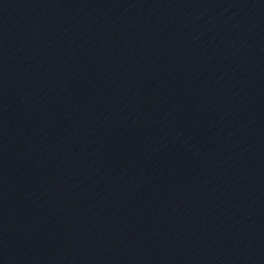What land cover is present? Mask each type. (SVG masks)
<instances>
[{"label":"water","instance_id":"obj_1","mask_svg":"<svg viewBox=\"0 0 264 264\" xmlns=\"http://www.w3.org/2000/svg\"><path fill=\"white\" fill-rule=\"evenodd\" d=\"M0 264H264V0H0Z\"/></svg>","mask_w":264,"mask_h":264}]
</instances>
